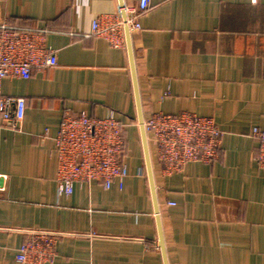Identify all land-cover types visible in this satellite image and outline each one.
I'll return each instance as SVG.
<instances>
[{
  "label": "crops",
  "instance_id": "crops-1",
  "mask_svg": "<svg viewBox=\"0 0 264 264\" xmlns=\"http://www.w3.org/2000/svg\"><path fill=\"white\" fill-rule=\"evenodd\" d=\"M137 3L2 0L0 21L42 31L57 63L0 81L25 102L19 129L0 120V264H16L35 230L62 234L51 264H264V170L250 137L264 130V0H149L129 33L143 119L186 112L222 133L216 162L172 175L148 144L161 242L125 36L120 48L86 36L94 18ZM81 112L125 125L127 176L121 189L74 183L59 196L54 140L63 115Z\"/></svg>",
  "mask_w": 264,
  "mask_h": 264
},
{
  "label": "built area",
  "instance_id": "built-area-1",
  "mask_svg": "<svg viewBox=\"0 0 264 264\" xmlns=\"http://www.w3.org/2000/svg\"><path fill=\"white\" fill-rule=\"evenodd\" d=\"M257 1L250 0L252 4ZM148 9L149 0H138L131 13L120 9L114 15L96 17L86 36L102 38L113 48L123 47L125 25L129 33L137 31V19ZM56 63L55 53L44 45L42 31L0 21V81L5 77L27 79L33 69L40 71ZM24 110V99L0 94V120L4 127L19 129ZM143 128L163 175L179 173L187 163L211 165L219 157L222 133L211 117L186 112L156 113L143 119ZM124 132L125 125L113 112L102 118L84 112L65 113L54 140L57 195H70L74 183L93 181L99 182L105 190L113 184L121 189L127 176ZM250 137L256 143L254 161L264 170V130L253 128ZM5 179L0 175V193L4 191ZM61 236L53 231H30L15 255L16 264H51Z\"/></svg>",
  "mask_w": 264,
  "mask_h": 264
},
{
  "label": "water",
  "instance_id": "water-1",
  "mask_svg": "<svg viewBox=\"0 0 264 264\" xmlns=\"http://www.w3.org/2000/svg\"><path fill=\"white\" fill-rule=\"evenodd\" d=\"M120 7H121V9L123 8L122 4H120ZM121 12H122V17L124 18L125 17L124 12L123 11H121ZM124 33H125L126 45H127V49H128V53H129L130 69H131L133 91H134V98H135L136 111H137V121H138V127H139V131H140L141 145H142V150H143V155H144V160H145L146 173H147V177H148V181H149V187H150V191H151V195H152L153 203H154V211H155L156 220H157L159 241L161 242L162 236H161L159 219H158V215H157L158 212H157V205H156L155 194H154V186H153V179H152V172H151V165H150L149 151H148V142H147L146 134H145V131L143 128V117H142V112H141L139 94H138V89H137V82H136L134 65H133L130 36H129L128 27L126 25L124 28Z\"/></svg>",
  "mask_w": 264,
  "mask_h": 264
},
{
  "label": "rangeland",
  "instance_id": "rangeland-1",
  "mask_svg": "<svg viewBox=\"0 0 264 264\" xmlns=\"http://www.w3.org/2000/svg\"><path fill=\"white\" fill-rule=\"evenodd\" d=\"M55 258V257H54ZM53 262V261H52Z\"/></svg>",
  "mask_w": 264,
  "mask_h": 264
}]
</instances>
